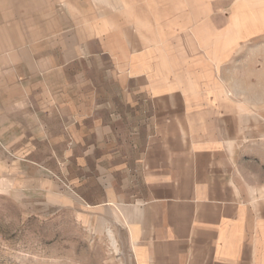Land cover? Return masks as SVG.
<instances>
[{"label":"crops","instance_id":"0c3cea01","mask_svg":"<svg viewBox=\"0 0 264 264\" xmlns=\"http://www.w3.org/2000/svg\"><path fill=\"white\" fill-rule=\"evenodd\" d=\"M5 184L125 264H264V0H0Z\"/></svg>","mask_w":264,"mask_h":264},{"label":"rangeland","instance_id":"374dc122","mask_svg":"<svg viewBox=\"0 0 264 264\" xmlns=\"http://www.w3.org/2000/svg\"><path fill=\"white\" fill-rule=\"evenodd\" d=\"M56 165L58 163L56 162ZM72 189L61 172L54 174ZM0 188V264H125L126 250L111 248L108 231L82 228V210L37 189ZM75 195V192L71 193Z\"/></svg>","mask_w":264,"mask_h":264},{"label":"bare ground","instance_id":"6f19581e","mask_svg":"<svg viewBox=\"0 0 264 264\" xmlns=\"http://www.w3.org/2000/svg\"><path fill=\"white\" fill-rule=\"evenodd\" d=\"M108 237L110 239L111 248L115 251V253H118L119 252V248H118V246L116 244V240H114L113 234L111 233L110 230H108Z\"/></svg>","mask_w":264,"mask_h":264}]
</instances>
